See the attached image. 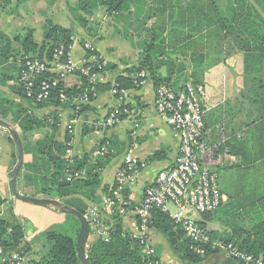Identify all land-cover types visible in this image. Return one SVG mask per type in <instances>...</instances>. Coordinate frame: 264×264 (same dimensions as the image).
Here are the masks:
<instances>
[{"label": "crops", "instance_id": "crops-1", "mask_svg": "<svg viewBox=\"0 0 264 264\" xmlns=\"http://www.w3.org/2000/svg\"><path fill=\"white\" fill-rule=\"evenodd\" d=\"M81 9L86 12L83 16L79 15ZM81 17L88 21L89 26H97L96 30H92L93 35H89L82 27L79 22ZM107 17L105 8L100 5V0H0V32L11 40L9 48L4 50L5 54H0V118L10 123L20 138L21 129L14 121L15 116L28 115L43 124L42 126L33 124L32 133L27 135L25 141L21 139L24 151L23 165L16 180V189L21 194L35 196L32 182L24 177L26 173L31 175L25 170L24 165L32 161L33 143L40 139L44 132H52L55 140L60 142H64L69 137L71 155L85 161L86 171L87 168L93 167L98 172V182L95 183V187L93 186L92 192L88 188H82L78 193L60 198L61 201L79 199L86 205L87 212L100 206L119 176L126 172L123 162L126 149L132 148L133 154L144 163V167L136 174L123 176L125 177L123 192L130 209L137 206L145 186L153 181L156 173L171 165L179 153L176 133L156 112L155 87L149 76L144 78L140 87L126 89L122 98L112 92L113 87L110 90L98 92L94 99L80 105L78 112L74 110L78 104L75 98L67 106L52 104L39 106L19 92L17 58L24 51L20 41L15 40V37H23L31 31L35 43L39 46L44 42L43 35L48 21L71 31L75 41L70 46V54L77 64H81L85 57L86 50L83 46L85 42L104 58L106 68L97 77V84L108 82L113 84L118 76H128L126 69L138 65L143 42L148 36L142 33L140 30L142 28H138L134 22V15L130 12L115 13L110 16L112 31L105 32L103 24ZM118 22L121 26H118ZM216 42L217 40L207 36L203 40L191 39L187 42L172 40L167 42L164 51L168 53L180 50L188 51V53L200 51L206 54L205 66L208 68L203 74V84L206 86L205 140L210 146L218 144L220 138L217 127L223 125L226 141L233 140L236 144L233 149L237 152V155L229 153V156H224V164L216 167L218 181H220L219 172L221 171L220 175L223 174L228 184L231 179L237 181L243 174L261 182L264 181V123L254 120L256 110L247 104L249 100L243 93L244 78L238 70L244 67L243 54L232 37H227L220 43L221 45L218 44L217 48H213ZM4 45L5 42L0 45L1 49ZM213 51L222 54L218 56L210 54ZM172 55L177 57L176 54ZM215 57L221 60L210 64ZM178 59L177 57L175 62H180ZM187 62V67L190 68L192 64L188 58ZM163 68L160 72L165 75ZM233 68H237L236 74L231 72L230 69ZM80 82L78 74L66 75L62 80L65 88L78 87ZM122 102L135 106L137 115L122 117L113 126L101 127L96 132L93 124L105 117L111 109L120 106ZM55 117L57 124L53 131L51 123ZM134 120L137 126L134 125ZM70 127L71 133L68 132ZM106 143L110 152L104 156L98 155L97 150ZM243 144H245L248 158H244L240 151ZM24 148H30L31 151H26ZM14 151V145L9 140V132L0 127V197L5 202L11 203L16 216L26 222L25 241L28 248L26 264H38V260L47 252L48 247L43 248L42 245L38 248L34 241L35 237L43 232L61 230L62 224L68 222L69 228L74 231L76 221L68 218V214L54 208L37 206L12 197L8 183L9 172L16 158ZM154 154L157 155L152 159L151 156ZM63 156L66 157L65 153ZM127 175L130 174L127 173ZM220 188L225 196V203L234 198H242L243 195L253 191L243 187L242 193L237 191L232 193ZM232 188L235 187L232 186ZM260 190L257 184L254 192L264 194L262 186ZM104 216L106 223L110 225L109 214L106 213ZM196 218L202 220L208 229L216 231L219 235L230 232V228L220 220L203 219L201 215ZM77 222L79 223L78 219ZM121 225L123 231L135 232L136 223L131 210L121 216ZM148 235L156 249L160 264H240L220 253L208 254L196 261L188 260L170 243L160 229L151 227ZM97 239H99L97 233L90 231L86 249Z\"/></svg>", "mask_w": 264, "mask_h": 264}, {"label": "trees", "instance_id": "trees-1", "mask_svg": "<svg viewBox=\"0 0 264 264\" xmlns=\"http://www.w3.org/2000/svg\"><path fill=\"white\" fill-rule=\"evenodd\" d=\"M100 5L105 8L109 16L115 13H132L138 28L146 26L152 18L155 19L154 24L147 30L148 38L143 42L138 65L127 68L129 75L118 76L113 84L109 82L91 84L88 77L77 72L76 74L81 79L78 87L65 88L61 81L53 89L50 98L36 103L37 105L67 106L74 97L88 91L92 85L97 94L103 90H110L112 87L118 90L138 88L144 78L134 76L142 71L148 74L154 87L166 83L178 88L185 82H189L188 79H192L190 82L193 84H203V74L208 68L205 66L206 54L200 51L188 53V51L181 50L182 53L187 54L192 64L188 68L190 70L188 73L184 64H181L182 62L177 65L169 58L170 55L176 53L164 51L167 42L203 40L207 36L212 40H217L213 46L217 48L218 44L224 42L227 37H232L243 54V78L246 83L243 93L249 100L247 104L256 110L254 120L264 123V0H223L222 4L218 0H100ZM79 22L89 35H93L92 30L97 29L96 25L89 26L88 21L83 17L79 18ZM43 36L44 42L39 46L35 43L31 31L23 37L16 36L15 40L20 41L24 51L21 56L29 55L42 60H51L54 49L59 45L64 46V53L68 51L67 47L71 44L69 29L48 21ZM10 41L0 32V45L5 42L3 49L0 47V54H5L4 50L9 48ZM87 54H89L88 51ZM210 54L218 56L222 53L213 51ZM219 60L221 58L215 57L210 64ZM163 67L166 69V75L160 72ZM176 73L181 74L178 80L174 81L173 75ZM62 90L67 97L65 102L59 100V93ZM19 92L25 96L22 87H19ZM90 98L94 99V97ZM14 121L18 123L21 129V139L24 141L27 135L32 133L33 124L43 125L28 115L15 116ZM56 124L57 118L55 117L51 123V130L54 131ZM69 139L67 137L64 142H60L55 140L52 132L48 131L44 132L40 139L34 141L33 159L24 165L25 170L31 175L26 173L24 177L32 182L35 196L60 199L78 193L82 188H88L92 192L95 183L97 184L98 172L93 167L87 168L86 171L84 160L73 157L70 162L63 156L67 148L66 142ZM233 142V140L225 141L220 149H227L228 153L237 155L233 149L236 144ZM24 150L31 151L30 148H24ZM240 151L244 158H248L245 144L240 147ZM155 155L157 154L151 158L153 159ZM81 169L86 172V177L72 181L66 180L67 171ZM63 202L84 215L87 212L86 205L79 199H68ZM0 207L2 212L0 215V245L12 249L20 246L27 252L26 222L21 221L14 213L12 204L5 202L1 197ZM201 216L203 219H208L209 216L210 220H220L230 228V232L219 235L216 231L208 229L202 220H198L201 226L208 229L213 238L233 241L245 251L264 257V194L255 195L254 193L249 202H244V199L239 197L227 203L224 201L215 211ZM67 217L77 220L70 214ZM109 217L111 219L109 240L104 241L99 238L86 249L89 263L143 264L144 256L138 239L134 238L131 233L123 231L121 216L116 211L109 213ZM150 227L160 229L170 243L178 248L188 260L196 261L211 254L208 252L205 256H199L193 253L189 249V240L185 237L184 231L176 226L168 214L161 209L157 208L152 211ZM45 238L50 242V246L38 260V264H81L76 254L73 235L52 230L45 233Z\"/></svg>", "mask_w": 264, "mask_h": 264}, {"label": "built area", "instance_id": "built-area-1", "mask_svg": "<svg viewBox=\"0 0 264 264\" xmlns=\"http://www.w3.org/2000/svg\"><path fill=\"white\" fill-rule=\"evenodd\" d=\"M70 43L75 41L70 36ZM64 53V46L54 49L51 60L39 59L34 56L23 55L17 58L18 82L25 97L33 102H43L50 98L53 89L66 75L77 72L91 84H96L97 77L105 70L106 61L95 52L89 43H84L86 54L81 64H77L71 54L70 46ZM87 51L89 54H87ZM55 75V76H54ZM134 77L146 78L147 73L142 71ZM112 92L119 98L124 95V89L112 88ZM97 92L93 85L88 91L74 97L80 105L91 101ZM60 102L67 101L63 90L59 93ZM205 86L185 82L175 88L172 85L161 83L155 87L154 106L158 116L176 133L179 141V153L171 165L159 170L153 181L147 184L143 196L137 206L129 208V203L123 194L125 177L136 174L144 163L133 154L132 148L126 149L123 162L125 173L119 176L114 187L103 198L98 208L86 212L90 231L96 232L104 241L109 240L110 225L106 223L104 215L116 211L120 216L130 210L135 218V232L131 233L142 246L143 264H160L156 249L149 238L152 211L161 209L167 213L173 223L184 231L189 240V249L199 256L209 253H220L239 262L240 264H264L262 255H255L242 249L237 243L222 238H213L206 227L200 225L199 215L215 211L224 201L216 167L223 165L224 156H229L227 149H220L226 141V132L223 125L217 127L219 141L216 145H208L205 140ZM137 115L135 106L122 102L118 107L111 109L105 117L96 121L93 126L96 132L101 127H111L122 117ZM134 125L137 122L134 120ZM71 133V127L68 128ZM66 159L70 162L71 139L66 142ZM108 143L97 150L100 156L109 153ZM130 174V175H127ZM85 176L84 169L67 171L66 180L72 181ZM0 207V215H1ZM28 255L23 247L15 249L0 245V264H26Z\"/></svg>", "mask_w": 264, "mask_h": 264}, {"label": "water", "instance_id": "water-1", "mask_svg": "<svg viewBox=\"0 0 264 264\" xmlns=\"http://www.w3.org/2000/svg\"><path fill=\"white\" fill-rule=\"evenodd\" d=\"M0 127H3L9 132V140L14 145L15 150L14 155L16 157V160L12 168L10 169L8 183L12 197L19 201L34 204L37 206L54 208L62 213L70 214L76 217L80 223V228L76 239V254L81 264H90L87 260L86 255V244L89 237L90 228L85 215L79 212L74 207L60 201L59 199L51 197H35L24 195L18 192V190L16 189V180L23 165L24 155L22 140L15 128L10 123L1 118Z\"/></svg>", "mask_w": 264, "mask_h": 264}, {"label": "rangeland", "instance_id": "rangeland-1", "mask_svg": "<svg viewBox=\"0 0 264 264\" xmlns=\"http://www.w3.org/2000/svg\"><path fill=\"white\" fill-rule=\"evenodd\" d=\"M219 1V3L220 4H222L223 3V0H218ZM80 11V14L79 15H85L86 14V12L83 10V9H81V10H79ZM86 17L88 18V16L86 15ZM154 21H155V19H151V20H149L148 22H147V24H146V26H144V27H142V29H140V30H142V33L144 32V33H146L147 34V30L154 24ZM112 19L110 18V16L108 15V17H107V19H106V21H105V23L103 24V30L105 31V32H109V31H112ZM118 26H121V24L118 22ZM182 51H185V50H182ZM174 53H176V55H177V57L179 58L178 60L180 61V62H175L177 65H180V63L181 64H184V67H186L187 68V70H188V73H189V69H188V67H187V65H188V62H187V54H185V53H182L181 52V50L180 51H178V53H177V51L176 52H174ZM177 57L176 56H171L170 55V57L169 58H171L172 60H176L177 59ZM177 61V60H176ZM186 62V64H185V62ZM231 70V72L233 73V72H235V74H236V71H237V68H233V69H230ZM239 70V72H240V74L242 75V78H243V68H239L238 69ZM162 71H164L165 72V75L167 74V72H166V69L165 68H163L162 69ZM185 71V70H184ZM181 74V73H180ZM180 74L179 73H176L175 75H173V78H174V81H177L178 80V78H179V76H180ZM147 76H148V74H147ZM189 81H192V79H188ZM188 80H186V81H188ZM246 81V80H245ZM245 82L243 81V86H244V88H243V90L246 88V83L244 84ZM205 86V85H204ZM205 96H206V86H205ZM247 101V100H246ZM221 172V171H220ZM220 172H219V179H220V181H219V184H220V187H222V188H224V190L225 191H227V192H232V193H234V192H238V193H242V190L241 189H243V187L245 188H247L248 190L249 189H252L253 191L251 192V193H249L248 195H243L242 196V198L244 199V202H249L251 199H252V196H253V194L255 193V195H256V193L257 192H254V190H255V188L257 187V184H258V187H259V191H261L260 190V187L262 186L263 188H264V181H261V182H259V180L258 179H256V178H248V176L246 175V174H243L242 176H240L239 178H238V180L236 181L235 179H231V182H230V184H228V180L227 179H225V177L223 176V174L222 175H220ZM235 183V185H233ZM18 184V183H17ZM260 184H262V185H260ZM232 186L233 187H235L234 189L232 188ZM236 194V193H235ZM234 194V195H235ZM241 198V197H240ZM241 198V199H242ZM56 199H59V198H56ZM235 199V198H234ZM60 201H61V199H59ZM63 202V201H62ZM232 204V203H231ZM235 206V205H234ZM71 219H73V218H71ZM208 219H210V217L208 216ZM74 221H76L75 223H76V228H75V230L73 231L72 229H70L69 227V222L68 223H65V224H62V226H61V230L59 229L58 231H60V232H63V233H69V234H71V235H73V238H74V240H75V243H76V239H77V235H78V232H79V223L77 222V220H74ZM46 233V232H45ZM45 233L43 232V233H41V234H39V235H37L36 237H35V244H36V246L38 247V248H41L42 247V245H43V248L44 247H49L50 246V242L49 241H47L46 240V238H45ZM225 235V234H224Z\"/></svg>", "mask_w": 264, "mask_h": 264}]
</instances>
